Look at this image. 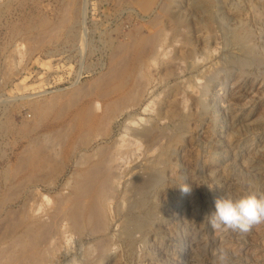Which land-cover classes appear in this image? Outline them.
<instances>
[{
  "label": "rangeland",
  "instance_id": "1",
  "mask_svg": "<svg viewBox=\"0 0 264 264\" xmlns=\"http://www.w3.org/2000/svg\"><path fill=\"white\" fill-rule=\"evenodd\" d=\"M200 2V0H150L146 5L144 4L145 7L142 0H88L85 21L82 23L81 0H0V201L6 190L12 205L4 206V204L2 208V204H0V236L4 234V237H1L2 240L0 239V256L3 257L2 249L8 248V239L21 232L20 230L27 222L25 209H21L22 207L19 206L24 196L28 195L29 190L30 195H32L31 192H34V195L37 192L47 195L50 198V204L46 203V200L45 204L47 207L49 206L48 209L51 208L49 211L55 217L53 220L69 221L72 229L74 228L72 251L68 255L60 254L58 264H66L72 256L77 259L83 244L82 248L88 245L91 248L93 245L94 249L93 247L92 251L90 249L91 257L98 256L100 253L99 244L103 242L98 239L103 233L100 232L103 227L101 229L99 227L104 222L108 227V234L111 235L108 258L110 255L112 256L107 261L105 259L108 258L105 256V258L98 259L99 264H219L216 258L219 250L226 252V264H264V223L254 226L246 234L233 230L213 229L208 223V216L214 210V200L217 197L225 194L239 196L247 191L264 194V58H258L260 54H264V17L258 13L260 6L264 5V0H215L210 8L202 6ZM230 2L232 3L230 4ZM166 3L169 10L165 7ZM251 5L255 6L256 12ZM165 8L168 13L165 12ZM163 9L164 11H162ZM83 24L85 25L83 26ZM52 25L59 30L54 29V26L52 28ZM51 28L57 31L54 33ZM233 28L239 29L242 33L249 31L253 34L254 53L245 52L247 49L244 46L242 47L240 43L238 45L231 40ZM49 32L53 33L50 35ZM137 32L144 37L151 38L155 43L147 41L148 43L138 45L136 51H140V55L135 50L134 54L131 49H126L129 50V53L125 49L122 50L123 48L120 50V45L125 41H130L133 33ZM230 33L232 34L230 35ZM149 43L151 44L149 45ZM143 45L146 47L144 48ZM142 47L144 51L141 49ZM152 47L155 56L152 55ZM110 51L113 52L110 53ZM110 56L114 57L110 58ZM138 56L142 61H139ZM135 63L137 65L139 63V66L141 64L142 70L137 77L134 76L132 70ZM127 69H131L132 72ZM118 72H120L119 75ZM128 73L129 75H127ZM138 78L142 82L138 81ZM134 83L141 89L136 90L137 93L133 100L128 98L127 94L130 89L133 90ZM76 88L77 90H75ZM175 89H179V92L174 95ZM54 96L55 98H53ZM169 96L178 98L176 100L179 101L182 108L181 114H184L183 119L185 120L181 126H177L178 119L170 120L166 117H157V109L161 101ZM116 97H118L117 99L124 97L126 100L124 104L127 108L121 105L119 109H122L117 111L116 105L115 107L113 105L116 112L114 111V116L110 119L111 122L107 123L105 127L99 122V118L101 121V115H104L103 111L105 110L104 105L111 99L116 101ZM94 100L97 104L93 102ZM51 101L52 103H50ZM38 102L40 104H37ZM46 104H52L53 108L46 107V109L42 106ZM93 106L97 107L94 109ZM42 107L45 110H42ZM144 107L149 109L145 111ZM91 108L94 109L93 112ZM85 110H90L86 111L87 115ZM74 114L78 116L79 120ZM85 115L89 122H86ZM73 118L78 121L74 122ZM91 118L94 120L91 121ZM141 118L142 121H139L138 119ZM149 118L151 120L155 118L154 121H157L158 127H163L165 133L169 132L167 135L165 134L166 137L161 136L160 141L161 143H170L172 151L169 161L159 164L163 168V173L160 182L149 194L147 209L142 212L139 208L130 210L126 198L131 195V192H126L128 196L124 194L126 179L135 171L140 170L148 159L150 160L158 153V149L154 148L155 145L150 148V141L143 139H139L141 144L137 146V150L135 149V154L133 153L132 156L130 155L131 157L128 156L121 162V186H119L117 197L111 203L108 202V205L107 202L92 200L94 198L91 197L90 192H87L86 185L100 176L103 179L102 170L104 169L93 168L94 174L99 177L92 174L93 172L90 177L79 176V180L77 176L80 173L83 174L95 161L101 158L102 149V151L105 150L104 152L110 151V148L112 150L116 146L114 143L121 141L122 136L125 139L133 138L129 129L142 125L145 121L150 120ZM64 121L66 124L68 121L69 123L73 121L74 125L72 123L71 125L68 123L70 126L65 125L62 123ZM80 121L85 126L81 125ZM96 121L98 122L97 127L95 126ZM51 122L62 126H59L61 129L59 134L63 132L61 135L63 139L60 136L56 138L49 136L48 139L46 138L47 142L45 141L44 133L47 132L45 126ZM35 123H39V125ZM78 124L82 127L80 128ZM162 124L163 126H161ZM88 125H91V128ZM64 126L66 127L64 128ZM82 129L85 130L82 131ZM102 129L103 131H101ZM84 132L86 133L84 134ZM93 133L96 136L103 133L105 138L95 137ZM83 134L96 138L92 144L93 149L88 148L85 151V155L89 157L82 155L83 152L78 150L79 152L77 151L74 157L67 160L66 149L71 146L73 141L72 145L79 144ZM75 137L78 139H74ZM49 139L52 141H48ZM30 140L36 143L34 142L33 145V141ZM29 141L33 146L32 149ZM55 141L59 146L57 144L54 146ZM40 142L42 146H40ZM50 142H54V144ZM60 142L64 144L60 145ZM47 144L49 147L56 148H52V152L55 151L54 156H52L51 149L45 147ZM106 145L108 149H106ZM101 146L103 148L99 150V153L97 149ZM28 147L32 153L28 154ZM38 147L40 150L45 148V153L51 152L49 153L51 158L50 156L48 158L54 164L50 163L51 161L48 159L46 161L45 155L41 156L43 152H40ZM22 148L26 152L25 155L20 152L23 151ZM26 148L27 150H25ZM93 150H96L97 153ZM89 152L93 155L91 156ZM26 154L28 157L29 155L32 157L28 158ZM94 154L97 156L94 157ZM19 155L28 160H25L21 165L18 164L19 158L17 157H20ZM38 155L41 158H38ZM53 157L55 161L52 160ZM57 157H59L58 159L62 158L58 160ZM31 158L33 161L29 163ZM76 158L85 164L75 163L78 161ZM44 159L48 163H45ZM86 159L88 160L86 161ZM40 161L43 162L44 167L47 164L50 166L48 165V168L39 166ZM16 162L17 165H14ZM51 166L55 167V170ZM18 168L24 171L20 170V172ZM37 168L41 170L38 171ZM15 170H18L19 173L18 171L14 172ZM42 170L44 171L42 172ZM77 173L79 174L77 175ZM26 174L30 175L29 178L25 177V180H21ZM31 175L34 179L30 181ZM101 177L100 182L102 181ZM84 178L89 183H86ZM87 178H91L90 181ZM67 179L70 181H65ZM81 180L82 182H80ZM16 181L19 184L22 183V185L20 184L22 187L19 184L17 186ZM185 183L190 187V191L187 193L180 189V185ZM15 188L16 190H14ZM11 192L12 194H10ZM68 193L69 196H67ZM78 195L87 200L83 201L79 198L76 201ZM37 196L40 197V195ZM36 197L31 201H39L38 206L42 205L41 201L44 199L40 197L36 200ZM66 197L73 198L70 202L72 204L64 209L65 207L58 206L57 200L60 198L65 200ZM74 199L75 201H73ZM80 201L84 203L81 204ZM75 203L76 205H74ZM32 204L37 206L35 203ZM117 204H120L121 207ZM91 205H93L92 208L96 206L94 207L96 210L91 208L90 213L92 212L91 215H93L94 210L93 216L95 217L91 216L93 220L91 219L89 223L87 216L88 208ZM118 207L119 209H117ZM83 210H85L84 213H82ZM144 211L149 213L144 214ZM137 214L140 216L138 217ZM22 215H24L23 218ZM65 216L72 217L68 219ZM65 218L68 220L64 221ZM99 218L100 221H96ZM142 218L148 220L142 222ZM75 219L78 224L80 222L79 225H83L84 231L82 228L75 229L73 225ZM103 219L104 221H102ZM140 221L143 224L138 225L141 223ZM123 224L127 225L123 226ZM93 227L96 229L95 231H99L97 233L94 230L89 231ZM75 231H77L76 234ZM43 233L28 238L21 247L22 249L15 250L14 257L20 256V258L17 257L15 260L12 256L13 258L7 260L10 262H6L8 264H26L27 252L29 249L33 250L31 245L45 240L46 234ZM24 247L26 248L24 249ZM23 250L27 252L25 253ZM13 259L17 262H11ZM79 259L75 261L79 262ZM99 260L101 261L99 262ZM6 262L5 259L0 260V264H7ZM98 263L95 262V264Z\"/></svg>",
  "mask_w": 264,
  "mask_h": 264
},
{
  "label": "bare ground",
  "instance_id": "2",
  "mask_svg": "<svg viewBox=\"0 0 264 264\" xmlns=\"http://www.w3.org/2000/svg\"><path fill=\"white\" fill-rule=\"evenodd\" d=\"M150 0H142V2H143V5L145 4H147L148 2H149ZM201 2L200 3H202V6H205L206 8H210L211 6H212V4H213V2L215 1V0H200ZM125 2V1H124ZM198 2V1H197ZM88 3V0H81V9H80V11H81V15H82V23H84V21H85V13H86V9H87V4ZM153 3H154V1H153ZM232 2H230V4H231ZM66 4V3H65ZM69 4V3H68ZM124 4V3H123ZM152 4V3H151ZM140 5H142V4H140ZM142 5V6H143ZM144 5V6H145ZM233 5V4H232ZM237 5V4H236ZM146 7V6H145ZM165 7H167V3H166V6ZM169 7V6H168ZM168 7H167V9H168ZM199 7V6H198ZM251 7H253L252 9L256 12L257 10H255V6L253 5H251ZM161 8V7H160ZM162 8H163V6H162ZM75 9V8H74ZM166 9V8H165ZM165 10V12H167L168 13V10ZM65 10V9H64ZM66 10H67V8H66ZM237 10V9H236ZM71 11L73 12V9H71ZM147 11H148V9H147ZM162 11H164V9L162 10ZM252 11V10H251ZM64 12V11H63ZM166 13V14H167ZM258 13L261 15V16H263L264 17V5H262V6H260V10L258 11ZM254 14H257V13H254ZM64 15H65V13H64ZM258 15V14H257ZM66 17V16H65ZM42 18V17H41ZM76 18V17H75ZM66 20L68 19V18H65ZM154 19H156V18H154ZM61 20H63V19H61ZM79 20V22H81ZM49 21V20H48ZM64 21V20H63ZM212 21H213V19H212ZM59 22V21H58ZM60 22H62V21H60ZM78 22V21H77ZM78 22V23H79ZM158 22V21H157ZM77 23V24H78ZM242 23V22H241ZM43 24V23H42ZM46 24V23H45ZM55 24V23H54ZM56 24H58V23H56ZM140 24V23H139ZM40 25V24H39ZM58 25H60V24H58ZM85 24H83V26H84ZM242 25V24H241ZM43 26V25H42ZM54 25H52V28H54L53 27ZM206 26V25H205ZM211 26V25H210ZM243 26V25H242ZM22 27V26H21ZM39 27H41V26H39ZM51 27V26H50ZM246 27V26H245ZM43 28V27H42ZM51 28V29H52ZM70 28V27H69ZM72 28V27H71ZM158 28V27H157ZM162 28V27H161ZM15 29V28H14ZM54 29H58V28H54ZM73 29V28H72ZM159 29V28H158ZM234 29V28H233ZM53 30V29H52ZM59 30V29H58ZM241 30H242V28H241ZM247 30H248V28H247ZM44 31H46L45 29H44ZM48 31V30H47ZM50 31V30H49ZM55 31H57V30H53V32L55 33ZM71 31V30H70ZM43 32V31H42ZM53 32H51V34L53 33ZM210 32V31H209ZM164 33V32H163ZM233 33V34H232ZM232 33H230V35L232 34V39L231 40H233L235 43H240L241 45H242V47L244 46V48H246L247 50H245V52H247V53H254V49H253V34L251 33V32H249V31H245L244 33H242V32H240L239 31V29H234V31L232 32ZM42 34V33H41ZM45 34H46V32H45ZM49 34H50V32H49ZM50 34V35H51ZM159 34H160V32H159ZM39 35H40V33H39ZM38 35V36H39ZM34 36V35H33ZM73 36V35H72ZM152 36V35H151ZM160 36V35H159ZM157 37V36H156ZM45 38V37H44ZM50 38V37H49ZM57 38V37H56ZM126 38V37H125ZM130 38V37H129ZM153 38H154V36H153ZM47 39V38H46ZM131 40L130 41H125V42H123L124 43V45H123V43H122V45H120V50L122 49V50H126V49H131L132 50V52L135 50L136 51V47L138 46V45H142V44H145V42H152V39L151 38H149V37H144L143 35H141V34H138V32L137 33H133V36L130 38ZM28 40V39H27ZM55 40V39H54ZM42 42H44V41H42ZM46 42V41H45ZM147 42V43H148ZM158 42V41H157ZM39 43V42H38ZM37 43V44H38ZM152 43H155V42H152ZM42 44V43H41ZM117 44V43H116ZM121 44V43H120ZM151 43H149V45H150ZM113 46H115L114 44H112ZM239 45V44H238ZM117 46H118V44H117ZM148 46V45H147ZM151 46H153V45H151ZM151 46H149V47H151ZM155 46V45H154ZM157 46V45H156ZM143 47H144V45H143ZM141 48V49H143V51H144V48L146 47H144V48ZM32 48V47H31ZM158 48V47H157ZM156 48V49H157ZM244 48H243V50H244ZM119 49V48H118ZM155 49V48H154ZM16 50V49H15ZM128 50V51H129ZM147 50V49H146ZM145 50V51H146ZM114 51V50H113ZM113 51H110V53L111 52H113ZM127 51V50H126ZM127 51V52H128ZM142 51V50H141ZM150 51V50H149ZM153 51V47H152V50H151V52ZM117 52V51H116ZM125 52V51H124ZM136 52H138V54H139V52L140 51H136ZM158 52V51H157ZM119 54H120V52H118ZM129 53V52H128ZM128 53H127V55H128ZM153 53V52H152ZM165 53V52H164ZM115 54V53H114ZM114 54H112V55H114ZM132 54H134V52L132 53ZM131 54V55H132ZM137 54V53H136ZM135 54V55H136ZM137 54V55H138ZM142 54V53H141ZM149 54V53H148ZM117 55V54H116ZM123 55V54H122ZM126 55V54H125ZM140 55V54H139ZM146 55V54H145ZM151 55V54H150ZM149 55V56H150ZM152 55H154L155 56V54L153 53ZM246 55H249V54H246ZM115 56V55H114ZM114 56H112V57H114ZM124 56V55H123ZM143 56V55H142ZM258 56V55H257ZM264 56V54L262 53V54H260L259 56H258V58L259 59H262V58H264L263 57ZM111 56H110V58H112ZM125 57V56H124ZM139 57V56H138ZM122 58V57H121ZM127 58H129V57H127ZM123 59V58H122ZM122 59H121V61H122ZM139 59V61H142L141 59H140V57L138 58ZM148 59H149V57H148ZM120 60V59H119ZM123 60H126V59H123ZM135 61L137 62V60L135 59ZM127 62H128V60H127ZM131 62H133L132 60H131ZM116 63H118L117 61H116ZM120 63V62H119ZM140 63V62H139ZM139 63H138V65L136 64L135 66H133V72H134V76L135 77H137L138 76V74L139 73H141V64H140V66H139ZM150 63H151V61H150ZM172 63V62H171ZM170 63V64H171ZM112 64H113V62H112ZM122 64V63H121ZM132 64V63H131ZM130 64V65H131ZM127 66V65H126ZM221 66H224V65H221ZM112 67V66H111ZM117 67V66H116ZM169 67V66H168ZM173 67V66H172ZM122 68V67H121ZM128 68V67H127ZM132 68V67H131ZM170 68V67H169ZM148 69V68H147ZM112 70V69H111ZM121 70V69H120ZM127 70H129V69H127ZM169 70H171V69H169ZM216 70V69H215ZM126 71V70H125ZM129 71H131V69L129 70ZM174 70H172V73H174L173 72ZM127 72V71H126ZM125 72V73H126ZM132 72V71H131ZM130 72V73H131ZM218 72V71H217ZM119 73L120 72H118V75H119ZM127 75H129V73L127 74ZM127 75H125V76H127ZM144 76V75H143ZM123 77V76H122ZM126 78V77H125ZM124 78V79H125ZM127 78H128V76H127ZM210 78V77H209ZM123 79V78H122ZM123 79V80H124ZM132 79H133V77H132ZM143 80V79H142ZM103 81V80H102ZM138 81H140L139 80V78H138ZM144 81V80H143ZM140 82H142V81H140ZM139 83V82H138ZM145 83V82H144ZM204 85V84H203ZM141 86V85H140ZM139 86H137L136 85V83H134V85H133V90H131L130 89V92L128 93V91H126L128 94V98H132L133 100H134V97H135V95H136V90L138 89V90H140L139 88H138ZM166 87V86H165ZM204 87V86H203ZM79 88V87H78ZM80 88H82V87H80ZM143 88V87H142ZM174 88V87H173ZM176 88V87H175ZM75 90H77V88L75 89ZM79 90V89H78ZM83 90V89H82ZM80 92H81V90H79ZM85 91V90H84ZM89 92V91H88ZM179 92V89H175L174 90V92H173V94L175 95V94H177ZM72 93H74L75 94V92H72ZM71 93V94H72ZM77 93V92H76ZM86 93V92H85ZM101 94V93H100ZM126 94V93H125ZM173 94H171V95H173ZM58 95V94H57ZM60 95V94H59ZM122 96H123V94H121ZM138 95V94H137ZM81 96V95H80ZM69 97V96H68ZM118 97H120V96H118ZM118 97H116V101H114L113 99H111V100H109V102H107L106 103V105H104L105 107V110L103 111L104 112V115H101L102 117H101V121H100V118H99V122L103 125V126H105L106 127V125H107V123L109 124V122H111V117L112 116H114L113 115V113H114V111H115V109H114V107H115V105H116V108H117V111H118V109H119V107L122 105V107H126L125 105L126 104H124V101H126V100H124L125 98H127L126 97V95H125V98L124 97H121V98H119V99H117ZM140 97V96H139ZM138 97V98H139ZM53 98H55V96L53 97ZM57 98V97H56ZM61 98V97H60ZM79 98V97H78ZM58 99V98H57ZM115 99V98H114ZM131 99V101H133ZM178 100V98H174V97H167V98H164L162 101H161V103H160V105H159V107H158V109H157V117H160V118H167V119H170V120H173V119H178L177 121H178V125L177 126H181V124L185 121L184 119H183V115L181 114V111H182V108H181V106H180V104L178 103L179 101H177ZM181 99V98H180ZM179 99V100H180ZM53 100V99H52ZM55 100V99H54ZM72 100V99H71ZM75 100V99H74ZM130 100V99H129ZM183 100V99H182ZM185 100V99H184ZM128 101V100H127ZM47 102V101H46ZM57 102V101H56ZM92 102V101H91ZM94 103H96V101L94 100L93 101ZM138 102V101H137ZM181 103H184V102H182V101H180ZM33 103V102H32ZM43 103V102H42ZM50 103H52V101L50 102ZM75 103V102H74ZM89 103H90V101H89ZM99 103V102H98ZM37 104H40L39 102L37 103ZM49 104V103H48ZM55 104V102L53 103V105ZM66 104V103H65ZM97 104V103H96ZM33 105L35 106V108H37L36 107V105L33 103ZM52 105V104H51ZM51 105H42L44 108H49V107H52ZM91 105V104H90ZM92 105H94V104H92ZM113 105H114V107H113ZM124 105V106H123ZM129 105V104H128ZM148 105L150 106V103H148ZM182 105H184V104H182ZM67 106V105H66ZM72 106V105H71ZM33 107V106H32ZM42 107V110H45L44 108ZM83 107V106H82ZM88 107H91V106H88ZM94 107V109H95V107H97V106H93ZM92 107V108H93ZM103 107V106H102ZM40 108H41V106H40ZM46 108V109H47ZM53 108V107H52ZM87 108V107H86ZM91 108V109H92ZM127 108V107H126ZM38 109H39V107H38ZM51 109V108H50ZM81 109H83V108H81ZM84 109H85V107H84ZM94 109H92V112L94 111ZM120 109H122V108H120ZM119 109V110H120ZM146 109V110H145ZM149 108H146V107H144V110L145 111H147ZM156 109V108H155ZM33 110H34V108H33ZM62 110V109H61ZM60 110V111H61ZM97 110V109H96ZM51 111V110H50ZM66 111V110H65ZM86 111H88V110H85V113H86ZM90 111V110H89ZM88 111V112H89ZM102 111V110H101ZM150 111V110H149ZM156 111V110H155ZM33 112H35V111H33ZM42 112V111H41ZM78 112V111H77ZM87 112V113H88ZM91 112V113H92ZM102 112V113H103ZM116 112V111H115ZM57 113V112H56ZM78 113H80V112H78ZM87 113H86V115H87ZM183 113V112H182ZM61 114V113H60ZM90 114V113H89ZM89 114H88V116H89ZM94 114V113H93ZM97 114V113H96ZM118 114V113H117ZM75 115V114H74ZM79 115V114H78ZM85 115V118H86V120H84V121H86V122H89V120H88V118H87V116ZM93 116V115H92ZM74 117V116H73ZM75 117H77L78 118V116H76L75 115ZM74 117V118H75ZM117 117V116H116ZM141 117V116H140ZM139 117V118H140ZM57 118H58V116H57ZM71 118H72V116H71ZM74 118H73V120H74ZM76 118V119H77ZM84 117H83V119H85ZM95 118V117H94ZM94 118H91V121H92V119L94 120ZM152 118V117H151ZM159 118V119H160ZM150 119V118H149ZM155 119V118H154ZM154 119L153 120H148V121H145L142 125H138V126H133V127H131L129 130H130V134H132V136H133V138H127V139H125V137L124 136H122V138L120 139L121 141H119L118 143H114V146L116 147H114L112 150H114L115 149V151H112L111 150V148L109 149L110 151H106V152H104V151H102L103 149V147L101 146V147H98V149H97V151H99L100 149H102L101 150V153H100V151H99V153H100V159L99 160H97V161H95L93 164H92V166L90 167V168H88V169H86V171L83 173V174H79V173H77V178L79 177V176H85V177H90L91 176V173L93 172V168L94 167H96V168H101V169H104V170H102L103 171V174L104 175H102L103 176V179H102V177H101V179H102V181L100 182L99 180H100V177L99 178H96L95 179V181L94 180H92V182L91 183H89V182H86V178H84L85 179V182L86 183H89V184H87L86 185V190H87V192H90L91 193V197H93L94 199H92V198H90V199H92V200H97L96 202H98V201H102L103 203L104 202H107V205L109 204V203H111L112 201H113V199H115L116 197H117V195H118V192H119V186H121L120 185V180H121V176H122V170H121V162H123L125 159H126V157H128V156H132L133 155V153L135 154V149L137 150V146L139 145V144H141V143H139V139H143V140H147V141H150V148L153 146V145H155V147L154 148H156V149H158V153L154 156V157H151L150 158V160L148 159V161H146V164H144L142 167H141V169L140 170H137V171H135L133 174H131V176L128 178V179H126V185H125V195L126 196H128L127 194H126V192L127 191H130L131 192V195H129L127 198H126V201H127V205H128V208L131 210V209H136V208H139L140 209V211L142 212L144 209H147V207H146V204H147V202L149 201V194H151L150 192L158 185V183L160 182V177L162 176V173H163V168L162 167H160L159 166V164L160 163H163V162H167V161H169V159H170V154H171V147H170V143H167V142H165V143H161V141H160V138H161V136H165V134L167 135L168 133L166 132L165 133V129L163 128V127H158V123H157V121L155 120L154 121ZM69 121L71 120V119H68ZM78 120H79V118H78ZM78 120H74V122L75 121H78ZM81 121H82V119H80ZM97 120V119H96ZM139 121L141 120L142 121V118L141 119H138ZM144 120V119H143ZM39 121V120H38ZM69 121H68V123H69ZM80 121V122H81ZM132 121V120H131ZM159 121V120H158ZM73 122V121H72ZM72 122H70L69 124L71 125V123ZM97 122V121H96ZM133 122H135V121H133ZM26 123V122H25ZM60 123V122H59ZM63 124L65 123V121L64 122H62ZM67 123V124H68ZM78 123V122H77ZM76 123V124H77ZM85 123V122H84ZM99 123V124H100ZM114 123V122H113ZM28 124V123H27ZM35 124H37V125H39V123H35ZM62 124V125H63ZM66 123H65V125H67ZM68 124V126H70ZM73 124V123H72ZM87 124V123H86ZM98 124V122L95 124V126ZM112 124V123H111ZM129 124V123H128ZM133 124V123H132ZM174 124V123H173ZM32 125V124H31ZM36 125V126H37ZM74 125V124H73ZM72 125V126H73ZM79 125V124H78ZM81 125H83L82 124V122H81ZM91 125H92V123H91ZM90 125V126H91ZM176 125V124H175ZM58 125H56V123H53V122H51V123H47L46 124V126H45V129L47 130V132H45L44 133V139H48V137L49 136H53L54 138H56V137H61V135L63 134V132H62V134L60 133L59 134V132H60V127H62L61 125H59L58 127H57ZM83 126H85V125H83ZM89 126V125H88ZM87 126V127H88ZM89 126V127H90ZM160 126V125H159ZM161 126H163V124L161 125ZM183 126V125H182ZM66 126H64V128H65ZM78 127V126H77ZM79 127H80V125H79ZM82 127V126H81ZM80 127V128H81ZM88 127V128H89ZM97 127V126H96ZM104 127V128H105ZM20 128V127H19ZM18 128V129H19ZM25 128V127H24ZM72 128V127H71ZM85 128V127H84ZM91 128V127H90ZM92 128H94V127H92ZM103 128V127H102ZM110 128V127H109ZM126 128H128V127H126ZM175 128H178V127H175ZM28 129V128H27ZM86 129V128H85ZM85 129H82V131H84ZM99 129H100V127H99ZM21 130H23L22 128H21ZM24 130H26V129H24ZM64 130V129H63ZM62 130V131H63ZM65 130H67V129H65ZM73 130V129H72ZM169 130V129H168ZM178 130V129H177ZM27 131V130H26ZM77 131V130H76ZM81 131V132H82ZM87 131H88V129H87ZM86 131V132H87ZM90 131H92V130H90ZM89 131V132H90ZM96 131V130H95ZM101 131H103V129L101 130ZM110 131H111V129H110ZM109 131V132H110ZM20 132V131H19ZM24 132V131H23ZM70 132V131H69ZM86 132H84V134L86 133ZM94 132V131H93ZM96 132H98V131H96ZM108 132V133H109ZM37 133V132H36ZM66 133V132H65ZM68 133V132H67ZM91 133V132H90ZM103 133H105V132H103ZM103 133L101 134V135H97L98 137L99 136H101V138H105V134L103 135ZM129 133V132H128ZM69 134V133H68ZM67 134V135H68ZM82 135V139L81 138H79V139H81V141L80 142H82V144H80V142H78L79 144H75V145H72L73 144V142H72V144H71V146H69L67 149H66V152H65V154H66V157H67V160H70L71 159V157L73 156H75V153L78 151V150H80L81 152H83V153H81L82 155H85L86 154V150H88V148H92V144H93V141L96 139V138H94V137H92V136H87V135ZM87 134H88V132H87ZM41 135H43V134H41ZM89 135H91V134H89ZM95 135V137H97L96 136V134H94L93 133V136ZM36 136V135H35ZM75 136H78V135H75ZM81 136V135H80ZM79 136V137H80ZM42 138H43V136H41ZM52 137V138H53ZM66 137V136H65ZM166 137V136H165ZM37 138H38V142H39V137L37 136ZM62 138V137H61ZM60 138V139H61ZM31 139H34V138H32L31 137ZM36 139V138H35ZM47 139L45 140L46 142H47ZM63 139V138H62ZM66 139V138H65ZM70 139V138H69ZM71 139H73L72 138V136H71ZM74 139H76V137L74 138ZM77 139H78V137H77ZM76 139V140H77ZM40 140H41V138H40ZM56 140V139H55ZM58 140V139H57ZM31 141V140H30ZM30 141H29V143H30ZM33 141V140H32ZM31 141V142H32ZM37 141V140H36ZM48 141H52V140H48ZM54 141V140H53ZM65 141V140H64ZM34 142L35 141H33L32 143H33V145H34ZM57 141H55V145L54 146H56V144L58 143H56ZM69 142V141H68ZM76 142V141H75ZM36 143V142H35ZM50 143H53L54 144V142H50ZM96 143V142H95ZM40 144H41V142H40ZM43 144H46V143H43ZM60 145L61 144H64V143H59ZM113 144V143H112ZM29 145V144H28ZM30 145H31V143H30ZM38 145V144H37ZM52 145V144H51ZM58 145V144H57ZM70 145V144H69ZM105 145V144H104ZM40 146H42V144L40 145ZM54 146L53 147H49V145L47 144V146H45L46 148L47 147H49L50 149H51V152H52V148H54ZM59 146V145H58ZM57 146V147H58ZM31 147V149H32V145L30 146ZM30 147H28V149L30 148ZM34 147H36V146H34ZM67 147V146H66ZM106 147H107V145H106ZM149 147V146H148ZM24 148V147H23ZM22 148V150L24 151V149ZM48 148V150L50 151V149ZM61 148H62V146H61ZM37 149H39V147L37 148ZM36 149V150H37ZM54 149H56V148H54ZM93 149V148H92ZM106 149H108V147L106 148ZM25 150H27V148L25 149ZM35 150V151H36ZM40 150V149H39ZM44 150H46L45 148H43V150H40V152H43V155H41V156H44L45 155V159H46V161H47V159L48 160H50L49 158H48V156H50L49 155V153H51V152H49V153H45V151ZM23 151H20L21 153H26L25 151L23 152ZM93 151H96V150H93ZM97 151H96V153H97ZM149 151V150H148ZM27 152H28V154L31 152L32 153V151L29 149V151L27 150ZM55 152V151H54ZM54 152H52V156H54L53 155V153ZM56 152H57V150H56ZM61 152V151H60ZM64 152V151H63ZM79 152V151H78ZM91 152V151H90ZM89 152V153H90ZM110 152V153H109ZM35 153V152H34ZM58 153V152H57ZM88 153V152H87ZM98 153V154H99ZM28 154H26V156L28 157ZM42 154V153H41ZM79 154V153H78ZM91 154V156L93 155L92 153H90ZM25 155V154H24ZM37 155V154H36ZM36 155H34V156H36ZM57 155V154H56ZM61 155V154H60ZM95 155V154H94ZM20 156V155H19ZM31 155H29V157H30ZM86 156V155H85ZM97 155H95L94 157H96ZM130 156V157H131ZM28 157V158H29ZM32 157V156H31ZM86 157H89V156H86ZM99 157V156H98ZM97 157V158H98ZM17 158H19V160H18V164H22L23 162H25V160H28V159H24V157L21 155L20 157H17ZM34 158V157H33ZM36 159H37V157H35ZM38 158H41V157H39V155H38ZM50 158H51V156H50ZM59 157H57V159H58ZM62 158V157H61ZM60 158V159H61ZM78 158H79V156H78ZM78 158H76L77 160H78ZM82 158V160L84 161L85 159H84V157L82 156L81 157ZM93 158V157H92ZM32 159V158H31ZM45 159H44V161H45ZM56 159V160H57ZM60 159H58V160H60ZM75 159V160H76ZM88 159H90V158H88ZM88 159H86V161L88 160ZM38 160V159H37ZM36 160V161H37ZM52 160H54V157L52 158ZM80 160V159H79ZM75 161V163H77V164H83L84 162L82 161V160H80V161ZM31 161H33V159L32 160H30V162L29 163H31ZM35 161V162H36ZM45 161V163H48V162H46ZM51 161V160H50ZM49 161V162H50ZM55 161V160H54ZM85 161V162H86ZM34 162V163H35ZM41 162V161H40ZM58 162V161H57ZM80 162V163H79ZM82 162V163H81ZM38 163V162H37ZM43 162H41L40 164H39V166H43L44 167V164H42ZM50 163H53V161H51ZM62 163V162H61ZM74 163V162H73ZM25 164H27V163H25ZM24 164V165H25ZM54 164V163H53ZM57 164V163H56ZM55 164V165H56ZM70 164V163H69ZM68 164V165H69ZM85 164V163H84ZM14 165H17V162H16V164H14ZM29 165V164H28ZM30 165H32V164H30ZM34 165V164H33ZM38 165V164H37ZM37 165H35V166H37ZM50 166V164H47V166ZM73 165H76V164H73ZM23 166V165H22ZM39 166H38V168H39ZM46 166V167H47ZM53 166V165H52ZM51 166V167H52ZM57 166V165H56ZM90 166V165H89ZM14 167V166H13ZM13 167H12V171L14 170L13 169ZM19 168H20V166H18ZM26 167V166H25ZM31 167V166H30ZM46 167H44V168H46ZM57 167H59V166H57ZM15 168V167H14ZM18 168V169H19ZM32 168V167H31ZM37 168V169H38ZM41 168V167H40ZM44 168H42V169H44ZM48 168V167H47ZM53 168V167H52ZM52 168H49V169H52ZM55 168V167H54ZM53 168V169H54ZM11 169V168H10ZM16 169V168H15ZM34 169V168H33ZM33 169H32V171H33ZM57 169V168H56ZM84 169V168H83ZM100 169V170H101ZM22 171L23 169H19V171ZM27 169L25 168V171H26ZM34 170H36V169H34ZM41 170V169H40ZM39 169H38V171H40ZM55 170V169H54ZM61 170V169H60ZM18 170H15L14 172H17ZM19 171H18V173H19ZM20 171V172H21ZM24 171V170H23ZM29 171H31V170H29ZM44 170H42V172H43ZM48 171H50V170H48ZM53 171V170H52ZM57 171V170H56ZM75 171V170H74ZM99 171V170H98ZM46 172V171H45ZM77 172H78V170H77ZM56 174H59V173H57V172H55ZM96 173V172H95ZM98 173V172H97ZM100 173V172H99ZM28 174V173H27ZM26 174V175H27ZM38 174V173H37ZM53 174V173H52ZM73 174H74V172H73ZM73 174H72V176H73ZM76 174V173H75ZM92 174H94V172L92 173ZM2 175V174H1ZM5 175V174H4ZM23 176L22 178H21V180H25V177H28L29 178V176L27 175V176ZM34 175V174H33ZM39 175V174H38ZM43 175V174H42ZM54 175V174H53ZM95 175V174H94ZM100 175V174H99ZM36 176V175H35ZM45 176V175H44ZM43 176V177H44ZM47 176V175H46ZM57 176V175H56ZM76 176V175H75ZM93 176V175H92ZM96 176V175H95ZM94 176V177H95ZM96 176V177H97ZM31 177H32V175H31ZM39 177V176H38ZM70 177V176H69ZM27 178V179H28ZM74 178V177H73ZM34 178L32 177V179H29L30 181L31 180H33ZM36 179V178H35ZM71 179V178H70ZM70 179H67V180H65V181H70ZM76 179V178H75ZM82 179V178H81ZM89 178H87V180H88ZM91 179V178H90ZM90 179L88 180V181H90ZM45 180H47V179H45ZM73 180V179H72ZM78 180H79V178H78ZM18 181V180H17ZM16 181V182H17ZM30 181H28L29 182V184H30ZM74 181V180H73ZM84 181V180H83ZM18 182H20V181H18ZM17 182V186H18V183ZM22 182V181H21ZM24 182V181H23ZM26 182V181H25ZM35 182V181H34ZM51 182V181H50ZM54 182V181H53ZM67 182H65V183H67ZM72 182V181H71ZM77 182V181H76ZM80 182H82V180L80 181ZM42 183V182H41ZM64 183V182H63ZM14 184V183H13ZM21 185H22V183H20ZM19 184V185H20ZM25 184V183H24ZM55 184V183H54ZM79 184V183H78ZM82 185H83V183H81ZM20 185V186H21ZM50 185H51V183H50ZM80 185V184H79ZM10 186V185H9ZM15 186H16V184H15ZM14 186V187H15ZM34 186H36V185H34ZM45 186V185H44ZM85 186V185H84ZM13 187V188H14ZM22 187V186H21ZM26 187V186H25ZM30 187V186H29ZM72 187H74V186H72ZM78 187V186H77ZM76 187V188H77ZM20 188V187H19ZM27 188V187H26ZM34 188V187H33ZM80 188V187H79ZM8 189V188H7ZM63 189V188H62ZM9 190V189H8ZM14 190H16V188L14 189ZM25 190V189H24ZM31 190V189H30ZM33 190V189H32ZM36 190V189H35ZM72 190H74V189H72ZM83 190H84V188H83ZM11 191V190H10ZM34 191V190H33ZM64 191V190H63ZM75 191V190H74ZM19 192H20V190H19ZM72 192V191H71ZM7 193H8V191H7ZM7 193H6V190H5V195H3V198H2V200L0 201V204H2V208H3V205L4 206H10L11 205V202L9 201V196L7 195ZM14 193V192H13ZM64 193V192H63ZM66 193V192H65ZM73 193V192H72ZM79 193V192H78ZM82 193V192H81ZM89 193V194H90ZM9 194V193H8ZM10 194H12V192L10 193ZM28 195L26 196L25 194V196H24V199H23V201H21L22 203H21V205L19 206V207H22L21 209H25V218H26V220H27V222H26V224H25V226L23 227V229L22 230H20L21 232H19V233H17L16 235H14V236H11V238L10 239H8L9 241H8V248H3L2 249V251H3V257H2V255L0 256V260H4L5 259V262L8 260V259H10L12 256L14 257L15 256V254H16V252H15V250L16 249H22L21 247L25 244V241L28 239V238H32L33 236H39V234L40 233H42V232H44L43 234H46V238H45V240H42V241H39L37 244L36 243H34V245H31V246H33V250L31 249H29L28 250V254H27V256H26V258H25V260H26V264H58L57 262H58V257H59V255L60 254H63V255H68L71 251H72V247H73V245H72V242H73V235H72V232H73V229H72V226H70V224H71V222H69V221H67V222H63V219H62V221H55V220H53V219H55V217L53 216V214L49 211V209H51V208H49L48 209V207H47V205L45 204V200L47 201L46 203H48V204H50L49 203V197L47 196V195H45V194H38V192L36 193V195H40V197H42L41 199H44V200H42L41 202L43 203H41L42 205H40L39 204V206H38V202L39 201H34V202H32L31 200H34L35 198L34 197H36V195H34L35 193L33 192H31V194L32 195H30L29 194V190H28V193H27ZM67 195V194H66ZM75 195H77V194H75ZM82 195H84V194H82ZM2 196V195H1ZM13 196H15V195H13ZM34 196V197H33ZM67 196H69V193H68V195ZM80 195H78V197L76 198V201L80 198L79 197ZM85 196V195H84ZM89 196V195H88ZM39 196H37L36 197V200H37V198H40ZM56 197H57V195H56ZM86 197H87V194H86ZM11 198V197H10ZM22 198V197H21ZM34 198V199H33ZM65 198V197H64ZM64 198H60V199H58L57 200V204H59L58 206H63L62 208H64V209H66V207H68V205L69 204H72V203H70L71 202V200H72V198L71 197H66V199L64 200ZM89 198V197H88ZM0 199H1V197H0ZM8 199V200H7ZM80 199H82L83 201H84V199H83V196L80 198ZM52 200V199H51ZM64 200V201H63ZM85 200H87V199H85ZM18 201V200H17ZM44 201V202H43ZM73 201H75V199L73 200ZM72 201V202H73ZM83 201H80L81 202V204L82 203H84ZM89 201H91V200H89ZM88 201V202H89ZM122 201H123V199H122ZM125 201V202H126ZM30 202H32V203H35V204H37V206H34L32 203H30ZM87 202V201H86ZM109 202V203H108ZM120 202V201H119ZM10 203V204H9ZM16 203V202H15ZM121 203V202H120ZM124 203V202H123ZM123 203H122V205H123ZM31 204H32V206H31ZM54 204V203H53ZM52 204V205H53ZM80 204V203H79ZM80 204V205H81ZM94 204H95V202H94ZM93 204V205H94ZM98 204V203H97ZM19 205V204H18ZM46 205V206H45ZM74 205H76V203L74 204ZM86 205H88V204H86ZM93 205H91V207L90 208H88V210H89V214H88V220H89V223H90V221H91V219L93 220V218L91 217V216H93L94 215V210H96L94 207H96V206H94L93 208H92V206ZM153 205V204H152ZM151 205V206H152ZM12 206V205H11ZM98 206V205H97ZM104 206V205H103ZM117 206H120L121 207V205L120 204H117ZM52 207V206H51ZM86 207V206H85ZM88 207V206H87ZM100 207V206H99ZM105 207H106V205H105ZM150 207V206H149ZM12 208V207H11ZM71 208V207H70ZM76 208V207H75ZM91 208L92 209H94L93 210V215H91V213H90V211H91ZM102 207H100V209H101ZM127 208V207H126ZM56 209H58V208H56ZM55 209V210H56ZM77 209V208H76ZM99 209V210H100ZM117 209H119V207L117 208ZM123 209V208H122ZM151 209V208H150ZM2 210V209H1ZM4 210V209H3ZM14 210V209H13ZM63 210V209H62ZM86 210V209H85ZM85 210H83V212L82 213H84V211ZM98 210V211H99ZM102 210H103V208H102ZM101 210V211H102ZM120 210H121V208H120ZM7 211H12V210H7ZM17 211H19V210H17ZM66 211V210H65ZM73 211V210H72ZM72 211H70V212H72ZM97 211V212H98ZM100 211V212H101ZM118 211V213H119V210H117ZM150 211V210H149ZM20 212V211H19ZM53 212V211H52ZM63 213H64V210L62 211ZM96 212V213H97ZM104 212V211H103ZM9 213H11V212H9ZM59 213H61V212H59ZM68 213H69V211H68ZM67 213V214H68ZM73 213V212H72ZM71 213V214H72ZM95 213V214H96ZM146 213H149V212H146V211H144V214H146ZM56 214V213H55ZM67 214H65V215H67ZM70 214V213H69ZM79 214V213H78ZM104 214V213H103ZM103 214H101V216L103 217ZM133 214V213H132ZM132 214H130V216L132 215ZM140 214V213H139ZM139 214H137L138 215V217L140 216ZM12 215V214H11ZM58 215V214H57ZM63 215V214H62ZM80 215H81V213H80ZM100 215V214H99ZM98 215V216H99ZM136 215V214H135ZM3 216V215H2ZM7 216V215H6ZM85 215H83V217H84ZM106 216V215H105ZM125 216V215H124ZM133 217H134V215H132ZM5 217V216H4ZM24 217V215H22V218ZM58 217V216H57ZM61 217V216H60ZM63 217V216H62ZM61 217V218H62ZM66 217V216H65ZM69 217H72V216H68V217H66V218H68L69 219ZM86 217V216H85ZM93 217H95V216H93ZM96 217H97V215H96ZM137 217V218H138ZM141 217H143V216H141ZM140 217V218H141ZM149 217V216H148ZM11 218H12V216H11ZM60 218V219H61ZM65 218V220L64 221H66V220H68V219H66ZM79 218V217H78ZM81 218V217H80ZM104 218V217H103ZM107 218V217H106ZM139 218V219H140ZM17 219V218H16ZM19 219H20V216H19ZM71 219V218H70ZM85 219V218H84ZM102 219V218H101ZM138 219V220H139ZM58 220V219H57ZM82 220V219H81ZM86 220V219H85ZM84 220V221H85ZM94 220H96V219H94ZM106 220V219H105ZM146 220H148V219H145V218H142V222H145ZM72 221V220H71ZM74 221V220H73ZM96 221H100V218L98 219V220H96ZM102 221H104V219L102 220ZM108 221V220H107ZM126 221V220H125ZM136 221V220H135ZM19 222V221H18ZM17 222V223H18ZM23 222V221H22ZM24 222H25V220H24ZM86 222H87V220H86ZM109 222V221H108ZM141 222V221H140ZM139 223L138 225H140V224H143V223ZM105 223V222H104ZM104 223H102V225L104 224ZM147 223V222H146ZM20 224H21V221H20ZM79 224H80V222H79ZM78 224V222H77V219H75V224H73L74 225V227H75V229L76 230H80V228H82V230L84 231V229H83V225L81 226V225H79ZM87 224V223H86ZM92 224V226H93V222L91 223ZM145 224V223H144ZM16 225V224H15ZM18 225H19V223H18ZM88 225V224H87ZM97 225V224H96ZM100 226L99 228L101 229V227H103L102 228V231H100V232H103V233H101V235L98 237V239H99V241H100V239L103 241L102 243H100L99 245H100V253H99V255L98 256H95V257H91V251H92V247H93V249H94V246L91 244V243H89L90 245H92L91 246V248H90V246L88 245V246H84V248H82L83 247V245L80 247V250H79V257H80V259H79V257L77 256V259H79L80 261L79 262H76L77 261V259H75V257H70L69 259H68V262L66 263V264H95V262H97L98 263V259H100V258H103L104 256L106 257V258H108V255L110 254L109 252H110V248L108 247L109 246V243H110V240H111V235H109L108 233L109 232H107L108 230V227L107 226H105L106 224H104L103 226ZM127 225V224H126ZM126 225H124L123 224V226H126ZM137 225V226H138ZM5 226V225H4ZM98 226V225H97ZM6 227V226H5ZM4 227V228H5ZM18 227V226H17ZM16 227V228H17ZM3 228V227H2ZM15 228V229H16ZM96 228V227H95ZM98 228V227H97ZM98 228V229H99ZM138 228V227H137ZM89 229V228H88ZM88 229H87V231H88ZM123 229H124V227H123ZM126 229V228H125ZM127 229H128V227H127ZM7 230V229H6ZM91 230H94V232L95 233H97L98 231H95L96 229H94V227H93V229L91 228L89 231H91ZM126 231V230H125ZM132 231V230H131ZM13 232V231H12ZM76 232L77 231H75V234H76ZM79 232H81V231H79ZM124 232V231H123ZM127 232H128V230H127ZM9 233H11V232H9ZM125 233V232H124ZM131 233V232H130ZM7 234H8V232H7ZM75 234H74V236H75ZM88 234V233H87ZM90 234V233H89ZM110 234H112V233H110ZM4 235V234H3ZM0 236V239H1V237H4V236ZM82 235H84V234H82ZM130 235V234H129ZM41 236H43V235H41ZM86 236V235H85ZM88 236V235H87ZM113 236V235H112ZM45 237V236H44ZM43 237V238H44ZM117 237V236H116ZM120 236H118L117 238H119ZM123 237V236H122ZM37 238V237H36ZM39 238H41V237H39ZM96 238H97V236H96ZM113 238V237H112ZM121 238V237H120ZM119 238V239H120ZM124 238V237H123ZM2 240V239H1ZM30 240V239H29ZM28 240V241H29ZM122 240V239H121ZM32 241V240H31ZM97 242L96 243H98V240H96ZM1 242V241H0ZM6 244H7V242L6 241H4ZM95 242V241H94ZM126 243V242H125ZM28 244V243H27ZM87 244V243H86ZM111 244V243H110ZM94 245H95V243H94ZM2 246V245H1ZM28 246H29V244H28ZM112 246V245H111ZM26 247H24V249H25ZM99 248V247H98ZM19 249V250H20ZM90 249H91V251H90ZM18 250V251H19ZM14 251V252H13ZM18 251H17V253H18ZM112 251V250H111ZM21 252V251H20ZM23 252H25L24 250H23ZM23 252H21V253H23ZM25 252V253H26ZM93 252H95V251H93ZM0 253H1V251H0ZM13 253H15V254H13ZM20 254V253H19ZM23 255H24V253H23ZM93 255V254H92ZM94 255H96V254H94ZM75 256V255H74ZM110 256H112V255H110ZM110 256H109V258H110ZM12 257V258H13ZM20 258V256H16V257H14V259L15 258ZM22 257V256H21ZM104 257V258H105ZM23 258V257H22ZM109 258L108 259H105L106 261L107 260H109ZM12 260L11 262H13V261H15V260ZM21 260V259H20ZM24 260V261H25ZM76 260V261H75ZM103 260V259H102ZM22 261V260H21ZM101 260H99V262H100ZM1 262H3V261H1ZM8 262V261H7ZM6 262V263H7ZM10 262V261H9ZM8 262V263H9ZM17 261H15V262H13V263H16ZM19 262V261H18ZM74 262H76V263H74ZM7 263V264H8ZM22 263V262H21ZM99 264V263H98Z\"/></svg>",
  "mask_w": 264,
  "mask_h": 264
},
{
  "label": "clouds",
  "instance_id": "3",
  "mask_svg": "<svg viewBox=\"0 0 264 264\" xmlns=\"http://www.w3.org/2000/svg\"><path fill=\"white\" fill-rule=\"evenodd\" d=\"M182 192H189L187 183L180 185ZM213 229H225L246 234L256 225L264 223V194L247 191L239 196L225 194L214 200V210L208 216ZM227 254L219 250V264H226Z\"/></svg>",
  "mask_w": 264,
  "mask_h": 264
}]
</instances>
